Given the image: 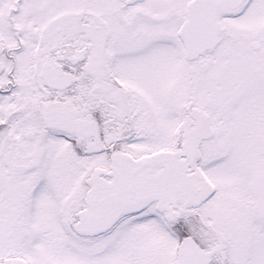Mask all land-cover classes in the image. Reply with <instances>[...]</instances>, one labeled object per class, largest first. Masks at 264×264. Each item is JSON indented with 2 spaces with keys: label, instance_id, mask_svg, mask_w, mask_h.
<instances>
[{
  "label": "snow or ice",
  "instance_id": "obj_1",
  "mask_svg": "<svg viewBox=\"0 0 264 264\" xmlns=\"http://www.w3.org/2000/svg\"><path fill=\"white\" fill-rule=\"evenodd\" d=\"M0 264H264V0H0Z\"/></svg>",
  "mask_w": 264,
  "mask_h": 264
}]
</instances>
